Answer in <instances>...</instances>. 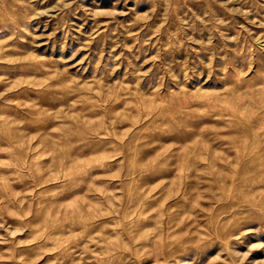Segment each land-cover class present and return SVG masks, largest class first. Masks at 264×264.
<instances>
[{"label": "rangeland", "instance_id": "obj_1", "mask_svg": "<svg viewBox=\"0 0 264 264\" xmlns=\"http://www.w3.org/2000/svg\"><path fill=\"white\" fill-rule=\"evenodd\" d=\"M0 264H264V0H0Z\"/></svg>", "mask_w": 264, "mask_h": 264}]
</instances>
